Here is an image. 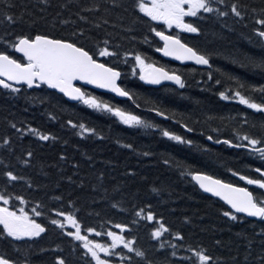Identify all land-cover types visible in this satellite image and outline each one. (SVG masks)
<instances>
[{
	"label": "trees",
	"instance_id": "16d2710c",
	"mask_svg": "<svg viewBox=\"0 0 264 264\" xmlns=\"http://www.w3.org/2000/svg\"><path fill=\"white\" fill-rule=\"evenodd\" d=\"M23 2L28 3L31 8L35 0H23ZM61 2H70L71 12L75 13L78 11L75 5L88 7L93 0H52V3L57 5ZM100 2L111 6L112 0H100ZM117 2L121 4V7L113 9L107 15L109 24L102 25L100 29L93 28L92 35L98 39L109 38L113 45L118 43L122 46L121 51H138L146 55L149 62H156L158 67L164 66L168 70H175L184 78L186 87L180 89L177 86L159 88L144 86L139 81L138 73L132 74L135 61L129 57L125 63L121 56L118 59L109 58L107 62L116 66L121 72L120 85L132 94L133 106L128 101H118L109 95L99 94L89 89H83V91L114 107L158 124L161 128L191 139L193 144L191 146L178 144L162 137L154 129L129 127L120 123L111 113L97 111L83 103H69L62 96L44 87L38 90H28L23 87L20 94L11 95L8 94V90L0 88V137L8 135L13 149L10 153L8 146H0V161H3L0 163V171L3 170L4 164H9L16 174L30 179L33 184V188L29 189L24 181H18L14 182V187L8 190L25 197L29 203L24 207L30 214L31 207L36 201H42L47 205L44 211L48 217H54V213L48 212V208H59L62 204L64 211L75 212L81 221L82 228L93 227L102 233L96 236L94 233L82 232L88 235L89 239L99 243L110 244L111 240L106 232L111 230L119 233L120 230L114 225L126 224L128 230L123 234L129 238H135L136 247L147 251L151 258L160 261L161 264H165V261L167 264H189L188 261L179 259L190 255L186 251L188 247L205 248L215 257L227 256L229 245L233 252L239 245V251L243 253L244 242L237 233L246 234L252 238L253 231L258 232L261 224L242 216H240L241 220L235 222L223 217L222 211L228 209L219 201L202 194L192 183L191 177L181 176L180 172L181 169H192L211 175L225 183L247 187L254 194L264 191L254 185H247L245 181H241L238 176L232 174L239 172L241 175L259 178V174L254 169L257 167L264 169V161L260 159L258 153H252L247 148H234L223 143H214L215 139L221 141L232 139L233 143H237L233 136L234 128L241 132L258 134V128H251L250 125L252 123L258 125L264 120V114L247 109L234 100L223 101L218 96L219 91L235 88V84L228 81L226 75L237 77L247 84L264 85V73L251 67H241L239 63L233 62L234 58L243 60L244 57L251 56L259 60L261 56H264V45L254 34V29L260 27L255 23V19L259 16V9L264 7V0H229V2L247 5L249 8H257L256 14L249 11L242 20L232 15L217 18L214 14L211 16L204 14L203 19L190 18L188 22H194L201 28L199 35L174 29L168 32L159 27L155 21L133 25L131 22L136 15L132 7L134 0H117ZM4 3L6 0H0V5ZM16 3L18 7L13 11L18 13L21 0H16ZM56 10V8H49L44 14L49 21ZM33 11L40 15L38 9ZM83 14L93 21L102 15V13ZM63 16L76 20L77 23L58 26L57 35L70 32L74 27H82L86 30L92 27L90 24L79 21L74 15H70L67 10H63ZM144 19L147 20V18ZM113 24L116 26L113 27ZM149 24L165 33L178 34L189 46L209 54L211 68L181 67L162 60L155 51L156 47H161V43L155 34L149 31ZM130 25L134 28L133 32L126 31ZM39 26L46 29L43 21ZM6 28L9 33L14 34L29 31L25 24L11 27L0 25V36L5 34ZM108 33H111V36H107ZM133 36H135L134 40L131 39ZM145 36L149 38L150 43H143ZM3 47L0 44V48ZM14 57L20 58L15 53ZM97 59L105 62L106 58L97 57ZM209 73H212V80L208 79ZM217 78L221 79L219 85L215 83ZM125 79H132L134 87H131V84L128 85L127 81L124 82ZM154 108L164 111L168 117L167 120L153 115V113L156 114L152 110ZM244 115L247 116L250 124L241 127L238 120ZM51 116L55 119H51ZM228 117L237 119L229 120ZM69 119L94 127L104 139L100 140L87 134L81 138L76 135L78 130L72 129L66 123ZM9 122L16 123L17 127L25 129L37 128L42 132L55 135L58 139L48 142L39 141L26 131L21 139L20 134L9 127ZM184 123H187L194 131L187 132L182 127ZM208 135L213 136V141L207 139ZM129 143L134 146L135 151L121 146ZM28 150L33 151L34 155L30 159V165L24 166L20 164L17 157L27 158L25 154ZM145 151L153 155L145 157L142 155ZM61 154L67 159L61 161L59 159ZM86 156L92 157L91 161L87 160ZM164 158H170L171 167L162 163ZM73 163H78L79 168H72ZM128 170H132L136 175L127 176L125 173ZM74 173L77 174L74 175ZM101 173L104 176L102 186L92 191V187L99 184L96 178ZM70 175L76 184H70L67 179H61L62 176L66 178ZM81 180L84 183L83 189L76 186ZM154 186L163 187L164 191L160 194L154 193L151 191ZM0 188H3V178H0ZM105 189H107L106 193ZM54 196H62L63 201L51 199ZM69 199L74 202L73 208L68 207ZM12 203L15 208L21 206L18 201ZM113 204L117 207H112ZM148 204H151L157 218L163 216L164 222L173 232L179 231L183 235V241H177L165 233L163 237L165 247L159 249V242L150 236L155 226L154 222H148L134 215L137 210ZM185 217H188L190 222L186 223ZM36 219L37 222L43 223L48 231L40 238H36L34 242H15L22 249L28 244L33 245L31 251L36 253L31 257L33 261L46 260L48 264H51L57 255L63 257L68 264H88L91 261L90 256L84 255L85 250L79 246V242L64 234L74 229L66 228L62 231L48 223V219L44 217ZM133 220L136 223H132ZM217 240L222 241V245H217L215 243ZM259 240L260 237L256 236L252 249L254 255L260 251ZM171 243L178 245L176 257L171 256L173 251L169 247ZM40 248L48 249V251L39 253ZM115 252L134 257V254L128 253L122 247H117ZM0 253H7L13 258H23L22 252H14L12 247L2 240H0ZM102 257L113 264H127V261L120 259V255L115 257L103 255ZM134 259L139 258L134 257Z\"/></svg>",
	"mask_w": 264,
	"mask_h": 264
},
{
	"label": "snow or ice",
	"instance_id": "6c2138e0",
	"mask_svg": "<svg viewBox=\"0 0 264 264\" xmlns=\"http://www.w3.org/2000/svg\"><path fill=\"white\" fill-rule=\"evenodd\" d=\"M75 6L78 8V11L72 13V5L70 2H61L57 5L53 4L52 0H35L30 8L28 3H24L21 0L19 5L20 11L16 13L13 11L18 7L16 0H6V3L0 5V25L11 27L18 24H25L29 29V31L23 34H14L9 33L6 28L5 34L0 36V44L4 46L0 48V88L8 90V94L11 95L20 94L22 86L25 85L29 89L40 88L42 85H46L49 89H55L65 97L79 101L89 108L111 113L118 117L121 123L129 127L154 129L168 140L175 141L181 145L191 146L193 144L191 139L178 135L166 128H161L158 124L151 123L139 115L119 107H114L86 93L81 87L76 86L75 81H83L101 89H108L118 96L133 99L132 94L118 84V80L122 75L121 72L116 66L110 65L107 62L109 58L118 59L121 56H123L125 63H127L129 57L135 61L132 66V74L137 75L136 70L138 68V75L141 81L149 84H160L162 81H171L180 89L185 88L186 83L182 75L177 74L175 70H168L164 66L158 67L156 62H149L146 55L138 51H121L122 46L120 44L113 45L109 38L98 39L95 35H92L93 28L100 29L102 25L109 24V20L106 18L107 15L113 9L121 7V4L117 0H112L111 6H107L100 2V0H93L91 6L88 7H82L79 4ZM132 7L136 13L135 18L131 22L133 25L136 23H148V21L162 22L168 29L175 27L183 32L197 35L201 33V28L194 22H186V17L203 19L205 18L204 14H208L209 16L214 14L217 18L232 15L242 20L249 11L253 14L257 13L256 7L249 8L247 5H242L239 2H229V0H134ZM49 8L57 9L50 21L44 15ZM33 9H38L40 15H37ZM63 10L69 11L70 15H74L79 21L90 24L92 27L87 30L82 27H74L70 32L57 35L56 33L59 31L58 26L75 25L77 23L76 20L64 18ZM125 11H127L126 8ZM83 13H102V15H99L93 21L89 20V17ZM144 18H147V20ZM41 21L46 25V29L39 26ZM255 23L260 27L254 29V34L259 38L262 45H264V7L259 9V16L255 19ZM112 26L115 27L116 25L113 24ZM148 27L149 31L154 33L163 42L162 47L155 48L156 52L181 62L192 61L197 65H205L211 68L209 54L189 46V44L181 40L178 34L166 35L164 31L157 30L151 24ZM126 31L133 32L134 28L130 25ZM107 36H111V33H108ZM131 39L134 40L135 36L131 37ZM143 43H150L147 36L143 38ZM14 53H20L22 56L15 58ZM97 57L106 58L105 62H100ZM233 62L239 63L241 67H251L264 73V56H261L259 60L251 56H246L243 60H236L234 58ZM221 75L223 76L225 74ZM208 79H213L212 73H209ZM226 79L234 83L235 88L219 91L218 96L221 100H234L247 109L264 114V85L255 86L247 84L231 75H226ZM215 83L217 85L221 84V79L217 78ZM17 85L21 87H17ZM152 110L156 112V115L168 118L164 111L158 108ZM51 119H55V117L51 116ZM228 119L232 120L237 118L228 117ZM238 122L241 127L249 126L250 124L246 115L239 118ZM66 123L72 129L78 130L76 135L81 138H84L87 134L88 136L97 137L100 140L104 139L103 136L97 133L94 127H90L85 123L73 122L71 119ZM177 123H180V121H177ZM9 127L15 130V133H19V138L21 139L25 131L33 137H36L39 141L48 142L58 139L55 135L42 132L33 127L25 129L17 127L16 123L12 122H9ZM182 127L187 132L194 131L187 123L182 124ZM250 127L254 129L258 128V134L241 132L234 128L232 131L235 140L238 141L237 143H233L232 139H224L222 141L215 139L214 143H223L234 148H247L252 153H258L260 159L264 161V120L258 125L252 123ZM214 131L218 132L219 129H214ZM207 139L213 141V136L208 135ZM117 143L120 142L117 141ZM11 145L12 141L8 135L0 137V146H8L10 153L13 151ZM121 146L135 151L134 146L130 143ZM25 155L27 158L17 157V160L20 164L28 166L34 153L28 150ZM142 155L148 157L153 154L145 151ZM59 159L64 161L67 157L61 154ZM86 159L91 161L92 157L86 156ZM0 163H3V161H0ZM162 163L165 166H172L170 158H164ZM71 167L78 169L79 164L73 163ZM177 167H179V164H177ZM254 171L259 174V178L241 175L239 172H233L232 174L238 176L241 181H245L247 185H254L259 190H264V169L257 167ZM76 174L74 173V175ZM125 174L129 177L136 175L132 170L126 171ZM180 174L181 176H190L205 193H210L223 200L229 206V210L222 211L221 214L223 217L235 222L242 219L237 214H243L244 217L255 218L261 224V228L258 232L253 231L252 238H249L246 234L237 233V236L244 242L243 253L239 251V245L234 252L229 245V255L214 257L207 249L197 246L188 247L186 251L190 255L180 257L179 259L188 261L189 264H264V191L259 192V194H254L247 187H238L232 183H225L211 175L192 169H181ZM0 178H3V188H0V226H2L0 227V240L7 242L14 252L23 253V258H13L7 253H0V264H48L46 260L33 261L31 259L36 254L31 251L32 244H28L26 248L22 249L15 243L17 241L34 242L36 238H40L42 234L48 231V228L43 223L37 222V217L48 219V223L62 231L66 228L74 229V231L69 230L64 232V234L71 237L74 241H78L79 246L85 250L84 255L86 257L90 256L94 264H111L110 260L101 258V253L106 257L120 255V259L127 261V264H161L160 261L151 258L147 251L136 247L135 238H129L123 234L128 230L126 224L117 223L114 225L116 229L120 230L119 233L111 230L106 232L107 237L111 240L110 244L96 242L89 239L88 235H84L82 232L94 233L96 236H100L102 233L96 231L93 227L82 228L81 221L75 212L64 211L62 204L59 208H48V212L54 213V217H48L46 215L44 209L47 205L42 201H36L33 204L30 210L31 214L26 211L24 206L29 202L25 197L8 189L14 187V182L18 181H24L29 189L33 188V184L30 179L16 174L9 164L3 165V170L0 171ZM61 179H67L70 184H76V181L73 180L71 175L66 178L62 176ZM96 179L99 184L94 185L92 191H96L98 187L102 186L104 179L103 173L97 176ZM76 186L77 188L83 189V181L81 180ZM151 191L160 194L164 191V188L154 186L151 188ZM106 192L107 189H105ZM51 199L63 201L62 196H54ZM13 201H18L21 206L15 208L12 203ZM67 204L69 208L74 207V202L71 199L68 200ZM112 207L115 208L117 205L113 204ZM134 215L148 222H154L155 226L152 228L150 236L159 242V249L165 247V242L163 241L165 233H168L177 241L184 240L183 235L179 231L173 232L166 225L163 216L157 218L156 213L152 211L151 204L140 208ZM185 222H190L188 217H185ZM132 223H136V221L133 220ZM256 236L260 237V251L254 255L252 249ZM215 243L222 245L223 242L217 240ZM117 247L126 249L128 253L134 254V257L139 259H134L133 255L125 256L115 252ZM169 247L173 249L171 256L176 257L178 245L171 243ZM46 251L48 249H39V253ZM91 261L88 264H91ZM51 264H68V262L63 257L57 255ZM165 264H167V261H165Z\"/></svg>",
	"mask_w": 264,
	"mask_h": 264
},
{
	"label": "water",
	"instance_id": "95a60500",
	"mask_svg": "<svg viewBox=\"0 0 264 264\" xmlns=\"http://www.w3.org/2000/svg\"><path fill=\"white\" fill-rule=\"evenodd\" d=\"M157 38H158V40H159V37H157ZM159 41H160V40H159ZM160 42L162 43V46H163V42H162V41H160ZM16 54L19 55V56H22V54H20V53H16ZM157 55H158L159 57H161L162 59L166 60V61H169V62H172V63L178 64V65H180V66H194V67L201 68V69H207V68H209L208 66H205V65H197V64H195V63L192 62V61H184V62H181V61L175 60V59L172 58V57H165V56H163L162 53H159V52H157ZM118 82H119V80H118ZM143 82H144V81H143ZM74 83H75L76 85H78V86H81V87H84V88H88V89H91V90L96 91V92H99V93H103V94L111 95V96H113V97H115L116 99L121 100V101H124V100H131V99L127 98V97H121V96H118L116 93H113V92H111V91L108 90V89H101V88L96 87L95 85L87 84V83H85V82H83V81H75ZM145 83H146V82H145ZM147 84L150 85V86H152V87H155V88H156V87H159V86H163V85H173V86H177V85H175V84H174L173 82H171V81H162L160 84H149V83H147ZM42 86H45L48 90L53 91V92L57 93L58 95L64 97V99H65L66 101L70 102V103H78V102H79V101H76V100H71V99H69L68 97H65L62 93L58 92V91L55 90V89H49L46 85H42ZM17 87H21V86H20V85H17ZM22 87H26V88H27L26 85H25V86H22ZM28 89H29V88H28ZM33 89H38V88H32V89H29V90H33ZM115 117H116V116H115ZM117 118H118V117H117ZM161 118H163V119L166 120V118L163 117V116H161ZM118 119H119V118H118ZM119 121H120V120H119ZM120 122H121V121H120ZM191 181H192V183L197 187V189H198L202 194H204V195H206V196H208V197H210V198H213V199L219 201L221 204H223V205L229 210V206H228L223 200H221L219 197H216V196L211 195L210 193H205L202 189L199 188L198 184H196L195 181H193L192 179H191ZM237 215H238V216H243V217H244L243 214H237ZM244 218H247V219H249V220L256 221L255 218H250V217H244Z\"/></svg>",
	"mask_w": 264,
	"mask_h": 264
},
{
	"label": "flooded vegetation",
	"instance_id": "af4514ba",
	"mask_svg": "<svg viewBox=\"0 0 264 264\" xmlns=\"http://www.w3.org/2000/svg\"><path fill=\"white\" fill-rule=\"evenodd\" d=\"M178 30H179V29H178ZM176 66H178V65H176ZM129 80H130V79H129ZM140 83H141L142 85H144V86H147L146 84H144V83H142V82H140ZM127 84H128V85L131 84V87H134V86H133L134 84H133V80H132V79H131L130 81H127ZM132 103H134V99H132V101H131V106H133ZM139 109H140V108H139ZM139 109H138V110H139Z\"/></svg>",
	"mask_w": 264,
	"mask_h": 264
},
{
	"label": "rangeland",
	"instance_id": "374dc122",
	"mask_svg": "<svg viewBox=\"0 0 264 264\" xmlns=\"http://www.w3.org/2000/svg\"><path fill=\"white\" fill-rule=\"evenodd\" d=\"M173 28H175V27H173ZM163 29H167V30H169L166 26H164ZM137 69H138V68H137ZM136 71H137V70H136ZM138 72H139V69H138ZM102 254H103V253L100 254V255H101V258L104 259V258L102 257L104 254H103V255H102ZM113 256L115 257L116 255H112V257H113ZM92 263L94 264V261H93ZM111 264H113V263L111 262Z\"/></svg>",
	"mask_w": 264,
	"mask_h": 264
}]
</instances>
